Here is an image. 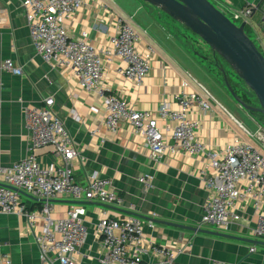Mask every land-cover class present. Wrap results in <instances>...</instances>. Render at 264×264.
I'll list each match as a JSON object with an SVG mask.
<instances>
[{"label": "crops", "instance_id": "0c3cea01", "mask_svg": "<svg viewBox=\"0 0 264 264\" xmlns=\"http://www.w3.org/2000/svg\"><path fill=\"white\" fill-rule=\"evenodd\" d=\"M223 1L221 7L238 12L243 4L261 0ZM0 9L4 11V23L0 25V169L11 166L26 155L29 142L26 111L40 107L42 100L50 97L53 99V112L63 121L79 152L71 163L74 179L82 182L90 174L108 178L122 201L120 206H113L60 196L51 202L50 216L55 220L64 219L74 206L80 205L86 210L82 217L86 236L79 250V264H106L103 262L105 248L98 236V222L102 217L120 215L138 218L140 215L158 221L150 226L140 218L144 227L139 248L144 259L151 264H155V257L150 253L151 245L176 251L172 264L263 262L264 236H255L251 230L264 215V198L257 206L253 197L239 201V219L227 231L217 230L211 225L200 226L201 229L241 237L245 241L166 224L193 228L199 225L201 207L207 194L200 171H209L205 155H165L155 162L150 159L143 138L124 123L114 133L108 131L103 123V98L83 91L76 78L50 67L36 53L19 1L0 0ZM253 17L254 13L250 18L251 28H248L256 33L262 48L264 34L261 31L259 35ZM165 18L173 21L176 27L170 26ZM117 19L131 24L140 44L151 45L156 55L144 83L137 87L119 72L124 65L120 58H107L101 53V85L107 94L126 99L138 110H154L162 103L176 109L175 96L183 90L181 84L185 82L186 92L199 95L210 105L207 96L200 91H207L206 87L199 82L204 70L210 71L203 66L198 51L190 46L191 39L189 42L188 34L195 35L160 9L142 0H86V4L67 20L66 27L72 37H78L87 30L91 43L102 49L114 33ZM262 49L264 51V46ZM5 59H11L20 66L22 74L1 71ZM220 106L241 129H246L235 115ZM192 116L199 121L196 137L209 149L220 147L235 135L246 140L214 105L204 112L193 108ZM247 117L257 125L256 120ZM258 149L264 154V147ZM36 160L47 167H62L64 164L49 147L36 150ZM145 176L150 179L149 185L140 181ZM22 202L37 213L36 220L30 225L25 215L0 213V264H5V258L10 259L11 264H41L39 248L33 238L42 228L40 211L43 202L28 196H23ZM252 247L255 250L251 251Z\"/></svg>", "mask_w": 264, "mask_h": 264}, {"label": "built area", "instance_id": "2783aa9c", "mask_svg": "<svg viewBox=\"0 0 264 264\" xmlns=\"http://www.w3.org/2000/svg\"><path fill=\"white\" fill-rule=\"evenodd\" d=\"M18 1L27 19L36 53L50 67L76 78L83 91L103 98V123L108 131L114 133L124 123L143 138L149 157L155 162L165 155H205L209 171H200L207 194L201 207L199 226L211 225L217 230L227 231L239 219V201L253 197L257 206L264 198V154L251 142L236 135L216 149L207 148L196 137L199 121L192 112L193 108L207 111L210 105L199 95L186 92L187 83L182 82L183 90L175 96L176 109L162 103L154 110H138L126 99L105 92L101 85V53L107 58H120L124 65L119 72L137 87L144 83L156 55L151 45L140 44L131 24L117 19L107 46L99 49L91 43L87 30L78 37H72L66 27L67 20L86 4V0ZM246 5L238 12L224 7L219 10L229 15L235 24L244 22L249 28L254 11L260 10L261 22L264 23V0ZM3 14L0 9V25L4 23ZM262 32L264 34V27ZM1 71L22 74L21 67L11 59L3 61ZM52 106L53 99L49 97L42 100L40 107L26 111L27 153L11 166L0 169V213L25 215L28 223L33 225L37 213L28 209L22 197L42 201V228L33 238L39 248L41 264H79L78 254L86 236L82 222L86 210L83 206H74L64 219L55 220L50 216L51 202L60 196L113 206H120L122 201L108 178L90 174L82 182L74 179L71 163L79 152ZM263 127L258 125L254 133L245 128L242 131L264 147ZM46 147L62 158V167L43 166L36 160V150ZM149 180L148 176L140 178L145 185H149ZM147 223L153 226V222ZM143 227L144 221L134 215L102 217L97 229L105 248L103 262L151 264L144 259L139 248ZM251 232L255 236H264V215ZM253 250L255 247L251 248ZM150 253L155 257V264H172L176 251L151 245ZM5 264H11L10 259L5 258Z\"/></svg>", "mask_w": 264, "mask_h": 264}, {"label": "water", "instance_id": "95a60500", "mask_svg": "<svg viewBox=\"0 0 264 264\" xmlns=\"http://www.w3.org/2000/svg\"><path fill=\"white\" fill-rule=\"evenodd\" d=\"M160 9L174 21L185 26L231 68L236 77L243 82V92L254 97L258 106L245 103L230 86L225 73L224 84L232 97L249 113H260L264 117V54L245 32V23L237 25L221 12L210 0H142ZM264 126V121H263ZM147 222H158L153 218L141 217ZM138 218V217H137ZM166 223V222H163ZM195 232L208 233L226 238L243 240L244 238L218 231L186 227ZM252 243L258 241L249 240ZM264 245V242H263Z\"/></svg>", "mask_w": 264, "mask_h": 264}, {"label": "rangeland", "instance_id": "374dc122", "mask_svg": "<svg viewBox=\"0 0 264 264\" xmlns=\"http://www.w3.org/2000/svg\"><path fill=\"white\" fill-rule=\"evenodd\" d=\"M210 1L218 9H223V7L220 6L224 3L223 0H210ZM246 4H248V3L243 4V6ZM243 6L240 7L239 10L241 8H243ZM162 17L164 18V16H162ZM227 17H230V16L227 15ZM261 19H262V15L260 13V10L254 11L253 20H254V23L257 24V26L259 28L258 29L259 35H261L262 27H264V23L261 22ZM165 21L168 22V24L170 26L176 27L175 23L173 21H170L166 18H165ZM236 23L239 24L240 22H236ZM245 32L250 37V39L256 44L258 49L261 52H263V54H264V51L261 48L260 42H259V40H257L256 33L254 31H252L251 29H249L247 26L245 27ZM188 35L190 36L189 42H190V39L192 41L190 46L194 50L198 51V55L200 56L201 60L203 61V66H205V68H207L210 71L208 73L207 71L204 70L205 74L200 76L201 79L199 80V82L206 87L205 89L210 94L207 91H205L204 89H202L200 91L203 92L205 96H207L206 98L209 101L210 105L216 106L217 109L219 110V112L226 119H228L230 121L232 127L235 128V130L237 132H239L240 134L242 133V135L245 136L246 141L251 142L257 148L258 147L260 148L261 143L258 140L250 139L247 135H245V133L242 131L241 127H239V125L229 117L227 112L220 105H222L224 108H226L231 114L235 115L243 123V125L246 127V129L248 131H250L251 133H254L258 129L257 125H263L264 117L260 113H249L247 110H245L243 107H241V105H239V103L237 101H235V99H233V97H231V95L228 93L226 86L224 84V77L222 75V72L225 73V76H226L229 83L231 80H233L234 82L237 81V79L232 76V74H234V72L225 63V61L223 59H221L216 54L213 55L212 50L205 43H203L199 38H197L191 34H188ZM193 37H195V38H193ZM239 81L241 82V84H243V82L241 80H239ZM210 95H212L216 99L217 102L214 101ZM240 98H242V97L240 96ZM245 102L251 106H255V107L258 106V103H257L255 98H253L251 101H245ZM247 115L252 117L254 120H256L257 125L252 124L251 121L248 119ZM263 129H264V127H263ZM263 134H264V131H263Z\"/></svg>", "mask_w": 264, "mask_h": 264}, {"label": "flooded vegetation", "instance_id": "af4514ba", "mask_svg": "<svg viewBox=\"0 0 264 264\" xmlns=\"http://www.w3.org/2000/svg\"><path fill=\"white\" fill-rule=\"evenodd\" d=\"M233 77H235L237 79L236 82H234L233 80L230 81V86L233 88V90L235 91V93L240 97H242L241 99L245 102V101H251L254 97L250 98L248 97L244 92H243V84H241V82L239 81V79L235 76V74H232ZM231 79V78H230ZM227 89V88H226ZM228 91V90H227ZM229 93V91H228ZM230 94V93H229ZM231 95V94H230ZM232 97V95H231ZM234 99V98H233ZM246 103V102H245ZM248 104V103H247Z\"/></svg>", "mask_w": 264, "mask_h": 264}]
</instances>
